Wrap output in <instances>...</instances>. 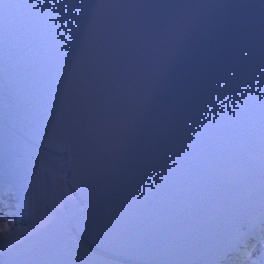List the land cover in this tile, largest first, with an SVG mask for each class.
Segmentation results:
<instances>
[{
  "label": "water",
  "instance_id": "1",
  "mask_svg": "<svg viewBox=\"0 0 264 264\" xmlns=\"http://www.w3.org/2000/svg\"><path fill=\"white\" fill-rule=\"evenodd\" d=\"M84 0H0L1 105L16 147L22 133L66 154L67 183L81 200L64 218L0 251V264H113L90 259L76 231L96 247L133 260L185 263L219 248L264 201V70L235 49L238 33L217 17L176 68L160 114L167 135L144 165L136 195L109 198L81 191L74 156L54 129L56 105L85 19ZM16 129V131H15ZM32 158H19L21 170ZM130 171H135L131 169ZM131 179V177H129Z\"/></svg>",
  "mask_w": 264,
  "mask_h": 264
},
{
  "label": "snow or ice",
  "instance_id": "2",
  "mask_svg": "<svg viewBox=\"0 0 264 264\" xmlns=\"http://www.w3.org/2000/svg\"><path fill=\"white\" fill-rule=\"evenodd\" d=\"M82 6L85 19L53 127L72 150L79 190L131 199L148 178L145 160L167 135L160 102L176 68L203 46L210 23L228 14L221 31L238 33L237 55L264 70V0H84ZM53 219L42 215L28 235ZM0 231L8 234L9 225ZM85 251L99 259L97 249Z\"/></svg>",
  "mask_w": 264,
  "mask_h": 264
},
{
  "label": "rangeland",
  "instance_id": "3",
  "mask_svg": "<svg viewBox=\"0 0 264 264\" xmlns=\"http://www.w3.org/2000/svg\"><path fill=\"white\" fill-rule=\"evenodd\" d=\"M6 98V85L0 77V100H5ZM26 147L27 150H20V152L25 154V157L28 155L35 156V166L31 170L21 172L19 174L18 184L20 187L17 186L16 188H20L19 190H23V193L25 194L23 204L27 207L24 210H20L27 212V215H24L23 213L17 216L15 220L11 222L12 228L9 229L8 234L0 231V233H2L0 234V248L11 244L18 237L23 235L30 227L34 226L36 220L42 215L64 217L67 212L65 196V190L67 188L69 189L70 194L73 193L74 198L77 199L74 192L67 187L66 178L68 172L67 165L65 163V155L63 153L49 150L46 152V150L39 146L29 147L27 145ZM11 151L12 153L15 152L12 148ZM11 202V206H13V199H11ZM5 216L7 217L8 215L5 214ZM261 220H264V204L247 221H245L237 231H235L222 248H220L212 256L193 264H216L230 248L240 245L242 241L241 239L248 234L253 235L255 227L264 228V224H261ZM4 224L10 225L8 218L4 219V221L0 223V226H3ZM86 243L89 247L97 249L103 254L110 255V253L101 251L88 242ZM250 251L251 257L245 254V257L241 260V264H264V237L256 239ZM113 256L115 259L127 263L149 264L129 260L115 255Z\"/></svg>",
  "mask_w": 264,
  "mask_h": 264
},
{
  "label": "bare ground",
  "instance_id": "4",
  "mask_svg": "<svg viewBox=\"0 0 264 264\" xmlns=\"http://www.w3.org/2000/svg\"><path fill=\"white\" fill-rule=\"evenodd\" d=\"M22 139H23V149H21V150H27V145L29 146V147H38V146H36V145H33L32 143H31V141L27 138V137H25L24 135L22 136ZM44 150H46V152H47V149H44ZM18 153H22V152H18ZM23 157L25 156V154H21ZM27 157V156H26ZM64 158V157H63ZM17 176H19V175H17ZM19 179V178H18ZM67 187H69V186H67ZM70 188V187H69ZM71 189V188H70ZM16 191H17V189H16ZM74 192V191H73ZM20 193H23V190H21V191H19V194ZM24 194V193H23ZM74 194L76 195V193L74 192ZM65 195H70V196H72V197H74V195H73V193L72 194H70V191H69V189L67 188L66 190H65ZM77 196V195H76ZM24 199H25V195H24V197H23V200H21V202H20V204H19V207H20V209H26V205H24L23 204V201H24ZM22 214H23V212H22ZM4 219H6L5 218V216H3V215H1L0 214V223L2 222V221H4ZM56 220H60V217L59 218H56ZM65 227L69 230V232L74 236V237H77L78 239H80V240H82V241H84L85 242V240H83V239H81V237H79V235L77 234V232L74 230V228H73V225H72V218H70V219H68L66 222H65ZM2 232V231H1ZM1 234V233H0ZM1 237V236H0ZM258 241V240H257ZM255 243V240H254V238H253V236H251V237H249V239H247L246 240V242H245V244H244V248H240L239 250H238V255H236V256H233V257H230L231 259H232V262H233V264H239L240 263V261H241V259L243 258V257H245V256H243V255H245V254H247V251L248 250H251V247H252V245ZM198 261H200V260H197V261H192L191 262V264H193V263H195V262H198ZM242 262V261H241Z\"/></svg>",
  "mask_w": 264,
  "mask_h": 264
}]
</instances>
